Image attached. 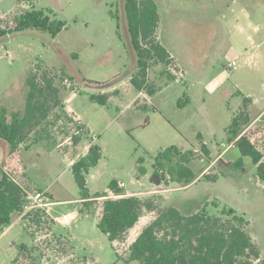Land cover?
Returning <instances> with one entry per match:
<instances>
[{"label": "rangeland", "instance_id": "374dc122", "mask_svg": "<svg viewBox=\"0 0 264 264\" xmlns=\"http://www.w3.org/2000/svg\"><path fill=\"white\" fill-rule=\"evenodd\" d=\"M155 1L160 14L157 38L178 62L171 67L151 63L148 81L155 93L151 97L144 92L149 97L145 100L137 97L127 77L138 69L124 0H0V111L8 107L9 120L15 112L23 114L28 77L46 74L80 119L54 110L32 130L21 151L10 152L13 161L5 164L6 171L0 170L28 194L45 192L59 203L48 209L51 216L43 221H25L23 212L15 215L7 233V227H0V264H126L135 233L112 244L97 227L107 198L81 201L71 171L70 161L91 143L102 148L98 166L87 176L92 195L108 193L115 181L124 192H140L145 207L155 205L156 214L169 207L184 214L207 207L211 215L221 216L223 210L233 209L250 222L249 231L261 251L262 263L257 264H264V181L250 157H243L236 146L227 149V129L243 101L229 77L234 57L226 45L229 0ZM33 9L65 22L66 28L54 39L39 30L19 31L20 17ZM242 74L248 77L249 69ZM217 79L223 86L215 93ZM100 94L109 95L105 105L91 100ZM257 128L248 135L264 153V119ZM73 137H82V143L75 146ZM41 139L48 144L35 150L40 158L31 157ZM204 143L214 154L227 150L224 162L190 155L189 166L197 177L193 184L154 187L151 177L160 152L176 146L187 153ZM240 158L243 169L227 165ZM30 164L36 166L30 169L35 182L25 174ZM148 213L144 208L143 217Z\"/></svg>", "mask_w": 264, "mask_h": 264}, {"label": "trees", "instance_id": "16d2710c", "mask_svg": "<svg viewBox=\"0 0 264 264\" xmlns=\"http://www.w3.org/2000/svg\"><path fill=\"white\" fill-rule=\"evenodd\" d=\"M124 12L130 45L135 53L138 71L127 73L130 83L139 92L154 95L149 87L148 71L151 63L171 67L174 59L157 38L160 14L155 0H124ZM116 17V16H115ZM66 28V23L52 20L43 10H30L23 14L18 22L19 31L39 30L47 32L54 39ZM3 36L5 33L2 34ZM127 77H123L127 78ZM171 79H175L172 77ZM101 85V84H100ZM113 84H102L110 88ZM28 96L24 113L15 112L9 120L5 109L0 111V139L10 145L11 154L18 152L27 137L39 127L50 114L61 109L65 111L62 92L55 85L53 78L31 75L27 79ZM107 88V89H108ZM108 94L92 95L91 100L105 105ZM66 113V111H65ZM245 114L236 116L230 125L229 143L237 139L236 147L243 157H250L257 166L258 176L264 181L263 154L257 150L251 138L242 135L249 124ZM74 145L82 143V137H73ZM210 156L209 149L202 144L200 154L195 150L187 153L171 146L160 152L155 158L154 173L151 182L160 188L164 183H176L190 186L197 177L189 166L190 155ZM102 157V148L93 144L88 153L80 157L71 167L75 182L80 190V199L92 203L98 198H107L103 203V214L97 224L109 241H120L129 230L133 229L143 215V209L155 212V205L145 207L138 196L120 199L108 198L109 194L92 195L87 187V176L96 168ZM222 162V161H221ZM223 163V162H222ZM233 168L243 169V159L227 164ZM139 171L142 168L139 167ZM124 187L113 181L109 193L125 195ZM26 192L8 174L0 178V227H10L15 215H22L26 202ZM53 202V199L48 196ZM24 220H45L48 215L42 211H33ZM250 222L233 209L223 210L221 216L211 215L207 207L192 214L169 207L158 210L156 218L140 233L130 245L126 264H257L262 263L261 251L253 241L249 231ZM120 259V257H119Z\"/></svg>", "mask_w": 264, "mask_h": 264}, {"label": "crops", "instance_id": "0c3cea01", "mask_svg": "<svg viewBox=\"0 0 264 264\" xmlns=\"http://www.w3.org/2000/svg\"><path fill=\"white\" fill-rule=\"evenodd\" d=\"M227 9L230 11V19H229V22L227 23L229 28H227L226 30V35L227 36L229 35L230 37L227 38L226 45L228 46L227 50H229V52L235 57V58L234 57L232 58L231 63L228 65V69L232 71L229 77L231 76L230 78L233 80L232 85H233V89L237 90V96H240L243 98V101L239 102V104L237 105V109H236L237 111L233 112L230 125L236 116L242 113L245 114L248 117L250 123L245 127V129L246 128L247 129L244 131L242 135L249 136L248 135L249 131H251L252 129H256L258 124L264 119V81L262 79L260 80V77H259L260 75L264 76V0H229ZM225 18L228 19L227 16ZM161 44L167 49V51L169 52L171 57L174 59V61L178 62L174 54H172V51L163 42ZM240 61L242 62L241 67H240ZM232 62L235 63L234 67H230ZM246 69H249L248 77L242 74ZM177 79L175 78V80L173 81H178ZM215 82L216 83L214 86V92L218 93L219 91H221L223 83H221L219 79H217ZM250 85H253L255 87L251 89V87L249 88ZM137 92H138L137 97L143 98L145 100L147 98L149 99V97H147V95L144 92H139V91ZM64 104L66 106L65 111L67 113L73 114L77 118V120L80 121L79 117H77L76 114L73 112V110L69 107V104L66 103L65 101H64ZM139 107H141V104L138 105V108ZM6 108L8 109V107L2 108V109H6ZM230 125L227 129L228 134L230 132L229 130ZM200 138L202 139L201 136ZM229 138H230V134H229ZM41 140H42L41 142H39L34 147H32L30 151L32 152V154L30 153V155H32L31 157L40 158V154H38L39 151L36 152L35 150H37V148L40 147L41 145H46L45 143L48 144L47 140H43V139ZM251 141L255 144L253 138H251ZM236 142H237V139L234 140L233 142H230L229 145H227L228 146L227 149H231L232 147L236 146ZM54 145L58 148H60L61 146V145L57 146L56 144ZM91 145L93 144L91 143L86 146L85 152L82 155H78L77 153V156L74 157L70 161L71 167L80 157H83L88 153ZM255 146L257 150L260 151L259 147L256 144ZM1 148L3 149V154L1 157V161H0L1 163L0 170L6 171L5 164L7 162L12 163L13 161L10 156L11 149H10V145L6 141L0 139V149ZM207 148L209 149L208 146ZM19 150L21 151V148ZM180 150L182 151V149ZM226 151L227 150H225L224 152L219 151V152H216V154H214L213 151L209 149L210 156H214L215 159L220 162L221 161L224 162L223 158H224V155L226 154ZM260 152L264 156V153L262 151ZM18 155H17L18 161L20 162L22 160L23 154L19 152ZM263 161H264V158H263ZM15 164H16V161L13 162L12 164L13 167L11 169L14 170ZM32 164L29 165L30 167L28 166L25 174L28 176L29 179H31V181L35 182L34 179L30 175L31 167L32 166L36 167L35 164L34 165ZM13 170H11V172ZM17 177L20 178L21 176L18 175ZM43 191H48L50 193L49 187H45ZM124 193L125 195L120 196L121 198L131 197V196L139 197L141 195L140 192L139 193L124 192ZM108 194H109V189H108ZM50 195L52 196L51 193ZM108 198H110V194ZM58 204L59 203L52 202V206H55ZM155 218H156L155 212H150L147 214V216H144V217L142 215L137 225L133 229L129 230L126 236H129L135 233L134 234L135 238L133 240L134 242L137 239V237L140 235V233ZM144 220L147 222H144ZM11 227L12 225L10 227H7V230L3 234L7 233L11 229Z\"/></svg>", "mask_w": 264, "mask_h": 264}, {"label": "built area", "instance_id": "2783aa9c", "mask_svg": "<svg viewBox=\"0 0 264 264\" xmlns=\"http://www.w3.org/2000/svg\"><path fill=\"white\" fill-rule=\"evenodd\" d=\"M235 63H232L230 67H234ZM196 153H200V150H195ZM123 186V185H122ZM120 196H117L113 193H110L111 199H120ZM52 206V201L50 198L46 195L45 192H35L34 194H28L26 198V202L23 206L24 214H28L33 211L42 210L44 211L48 216L49 208ZM51 216V215H50Z\"/></svg>", "mask_w": 264, "mask_h": 264}]
</instances>
